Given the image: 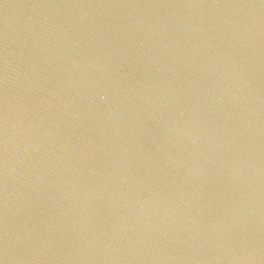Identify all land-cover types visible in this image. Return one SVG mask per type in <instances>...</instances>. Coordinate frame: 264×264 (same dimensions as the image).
I'll return each instance as SVG.
<instances>
[{"label":"water","instance_id":"1","mask_svg":"<svg viewBox=\"0 0 264 264\" xmlns=\"http://www.w3.org/2000/svg\"><path fill=\"white\" fill-rule=\"evenodd\" d=\"M0 264H264V0H0Z\"/></svg>","mask_w":264,"mask_h":264}]
</instances>
